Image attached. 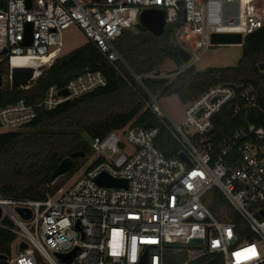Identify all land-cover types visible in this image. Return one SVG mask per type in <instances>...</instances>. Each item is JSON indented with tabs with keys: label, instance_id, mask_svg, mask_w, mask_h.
I'll list each match as a JSON object with an SVG mask.
<instances>
[{
	"label": "built area",
	"instance_id": "obj_1",
	"mask_svg": "<svg viewBox=\"0 0 264 264\" xmlns=\"http://www.w3.org/2000/svg\"><path fill=\"white\" fill-rule=\"evenodd\" d=\"M145 9L163 10L165 27L182 14L174 34L191 61L187 66L214 46L213 33H239L243 44L264 25V0H0V64L9 81L14 67L32 68L34 80L62 55L63 32L71 25L109 62L122 61L116 41ZM154 76L132 73L140 84ZM106 83L100 71H85L62 87L47 86L39 100L0 104L1 126L20 129L38 110L50 111ZM259 98V89L245 81L215 84L187 102L175 123L151 96L153 126L129 122L93 138L94 165L67 187L45 200L0 196V225L8 217L19 237L7 264H138L145 254L146 264H164L170 247L186 250L188 261L209 253L217 256L215 264H262L264 125L246 120L226 134L218 126L225 107L232 118L247 116ZM162 128L176 146L171 155L156 145ZM102 173L126 180L127 187L98 184ZM17 207L28 208L30 218ZM22 241L26 248L19 249ZM74 249L67 261L55 255Z\"/></svg>",
	"mask_w": 264,
	"mask_h": 264
},
{
	"label": "trees",
	"instance_id": "obj_2",
	"mask_svg": "<svg viewBox=\"0 0 264 264\" xmlns=\"http://www.w3.org/2000/svg\"><path fill=\"white\" fill-rule=\"evenodd\" d=\"M182 21L167 25L162 34L155 36L139 21L126 29L116 41L122 61L111 63L94 43H85L59 56L47 68L42 69L27 90V84L12 88L8 70L1 63L0 76L5 79L0 86V104L15 103L21 98L39 100L47 86H64L71 78L85 71H100L107 83L50 111L38 110L36 117L17 130L0 132V196L10 199L45 200L54 195L64 182L52 179L59 162L73 152H84V157L72 160L71 170L62 175L64 180L72 176L92 152L91 141L103 138L113 130L131 122L144 125L155 116L147 108L151 96L175 94L187 103L210 86L219 83H251L259 89L258 107L240 113L233 118L225 107L221 112L223 132L241 128L246 120L264 125V75L259 64L264 62V25L247 34L237 63L229 66H211L199 70L195 65L185 66L181 47L175 40V29ZM166 59L171 60L177 72L173 79L143 78L136 82L132 73L144 75L155 71ZM165 154L171 155L176 148L167 131L162 128L156 144ZM60 177V176H59ZM17 239L15 226L8 217L1 220L0 254L10 257L12 244ZM188 261L186 250L168 248L164 264H184ZM217 256L204 254L187 264H215ZM0 264H7L0 258ZM264 264V262L262 263Z\"/></svg>",
	"mask_w": 264,
	"mask_h": 264
},
{
	"label": "rangeland",
	"instance_id": "obj_3",
	"mask_svg": "<svg viewBox=\"0 0 264 264\" xmlns=\"http://www.w3.org/2000/svg\"><path fill=\"white\" fill-rule=\"evenodd\" d=\"M63 39H64V44L62 48V55L71 51L72 49L76 47H79L80 45H82L83 43L87 41L86 37L82 34V32L73 25H71L70 27L64 30ZM241 52H242V44L232 43V44L214 45L208 50H206L202 54L200 60L196 61L194 65L199 70H202L206 67H211V66L234 65L237 63L238 59L240 58ZM190 62L188 61V63ZM175 69H176L175 64L171 60L166 59L162 62V64L155 71V74H154L155 76L153 78L164 77V78L173 79L177 73ZM33 81H30L29 83H27V87H26L27 90H30L32 88ZM4 82L5 81L2 79V84H4ZM158 101L162 109L164 110V112L167 114L168 118L171 121L175 123H180L182 121L183 110L185 108L186 103H183L177 95L171 94V95L160 96L158 97ZM9 130L11 129H8L5 126H0V132L9 131ZM95 161H96V156H94L92 152L89 153L84 158L83 163L81 164L77 172H75L72 176L66 178L65 180H64L65 177L60 176L56 179V181L64 182L62 185V188L67 187L69 184L72 183V181L75 178L78 177L77 175L79 173H82L89 167L93 166ZM14 243H16V240ZM14 243L12 244V250L15 245ZM191 255L192 254H189V256Z\"/></svg>",
	"mask_w": 264,
	"mask_h": 264
},
{
	"label": "water",
	"instance_id": "obj_4",
	"mask_svg": "<svg viewBox=\"0 0 264 264\" xmlns=\"http://www.w3.org/2000/svg\"><path fill=\"white\" fill-rule=\"evenodd\" d=\"M139 23L146 28L150 33L155 36H159L162 34L165 23H164V11L160 9H145L138 16ZM30 39L27 40L26 43H29ZM211 42L213 45H222V44H241L242 38L239 33H213L211 35ZM180 55L183 62L188 61V55L184 50H180ZM259 69H264V62L259 64ZM33 78V69L30 67H14L11 69V77H10V86L12 88L22 87L29 83ZM2 85V77L0 76V86ZM236 91L240 90V87L235 88ZM61 94L67 95V91L62 89L60 91ZM70 100H66L63 103L69 102ZM1 126V123H0ZM144 126L152 127L153 122L148 120ZM84 152H73L70 156L63 158L56 168L53 170L52 179H55L59 176H62L68 173L72 167V160L75 157H84ZM181 157L184 158V155L181 154ZM96 182L100 185L107 187H127V181L124 179H116L108 176L105 173L100 174L96 177ZM18 214L24 218L28 219L31 216V211L28 208L17 207L15 208ZM1 216V209H0ZM79 229V224L76 225ZM194 242H200V240H193ZM26 248V244L22 241L19 243V249ZM75 250L71 251L67 254L55 253V255L62 261H67L71 257L74 256ZM0 258L6 260L7 256L4 254H0ZM138 264H146V254L143 259Z\"/></svg>",
	"mask_w": 264,
	"mask_h": 264
},
{
	"label": "bare ground",
	"instance_id": "obj_5",
	"mask_svg": "<svg viewBox=\"0 0 264 264\" xmlns=\"http://www.w3.org/2000/svg\"><path fill=\"white\" fill-rule=\"evenodd\" d=\"M20 59H14V62H18Z\"/></svg>",
	"mask_w": 264,
	"mask_h": 264
},
{
	"label": "snow or ice",
	"instance_id": "obj_6",
	"mask_svg": "<svg viewBox=\"0 0 264 264\" xmlns=\"http://www.w3.org/2000/svg\"><path fill=\"white\" fill-rule=\"evenodd\" d=\"M248 251H252V252H253V254H254V249H250V250H248Z\"/></svg>",
	"mask_w": 264,
	"mask_h": 264
},
{
	"label": "crops",
	"instance_id": "obj_7",
	"mask_svg": "<svg viewBox=\"0 0 264 264\" xmlns=\"http://www.w3.org/2000/svg\"><path fill=\"white\" fill-rule=\"evenodd\" d=\"M5 81V79H3Z\"/></svg>",
	"mask_w": 264,
	"mask_h": 264
}]
</instances>
